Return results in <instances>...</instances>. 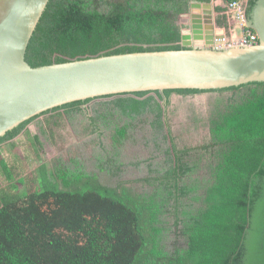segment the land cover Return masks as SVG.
Returning <instances> with one entry per match:
<instances>
[{"label":"trees","instance_id":"16d2710c","mask_svg":"<svg viewBox=\"0 0 264 264\" xmlns=\"http://www.w3.org/2000/svg\"><path fill=\"white\" fill-rule=\"evenodd\" d=\"M192 1L212 0H50L26 59L40 66L180 49L179 19ZM256 1L248 0V17ZM216 9L227 26V8ZM206 91L217 90L75 101L1 137L15 139L41 116L40 148L68 124L90 136L71 160L42 162L31 192L17 191L25 179L0 150L13 184L0 189V264H264V81L219 89L230 92L227 110L194 145L173 130L168 108L173 93Z\"/></svg>","mask_w":264,"mask_h":264},{"label":"water","instance_id":"95a60500","mask_svg":"<svg viewBox=\"0 0 264 264\" xmlns=\"http://www.w3.org/2000/svg\"><path fill=\"white\" fill-rule=\"evenodd\" d=\"M214 1L191 2L180 49L98 54L32 66L27 49L50 0H0V138L75 101L263 82L264 0L256 1L246 23L257 32L258 42L228 47L216 45L226 41L227 32L217 25ZM162 104L167 119L166 100Z\"/></svg>","mask_w":264,"mask_h":264},{"label":"rangeland","instance_id":"374dc122","mask_svg":"<svg viewBox=\"0 0 264 264\" xmlns=\"http://www.w3.org/2000/svg\"><path fill=\"white\" fill-rule=\"evenodd\" d=\"M244 6H248V0H238ZM216 8L220 5L225 6L228 4L226 0H215ZM229 24L227 26L218 24V27H225L227 32V39L225 42L218 43L219 47H228L231 45H239L240 38L235 40L233 33L239 26L242 33L245 22L242 17L238 16L236 10L230 11L227 9ZM222 12H216V19ZM190 12L181 15L179 23L185 22L190 19ZM248 19V18H247ZM217 22V20H216ZM247 23V22H246ZM240 24V25H239ZM248 27V26H247ZM236 28V29H235ZM229 91H206L197 94H178L173 93L172 102L168 108L169 117L173 130L178 135H182L184 139L192 144H203L210 138V130L212 121L219 119L220 116L227 110ZM45 116H41L32 121L21 134L11 141L0 144L2 156L13 166L16 179L24 178L25 182H15L18 185L20 192H31L38 187V181L35 180L37 174V167L42 162L52 163L57 157L63 155L66 160H71V157L76 156L77 151L74 148L76 143H81L90 136L85 133L77 135L72 125L66 126L60 130L61 136L57 137V143H53L51 139H45V145L40 148L36 145L33 136L36 134H43L40 122L44 124ZM83 137V138H82ZM64 146L60 150V146ZM94 145L90 146L93 150ZM71 149L69 151L68 149ZM13 184L9 182L3 171L0 169V189L12 190ZM64 212L67 209L63 210Z\"/></svg>","mask_w":264,"mask_h":264},{"label":"built area","instance_id":"2783aa9c","mask_svg":"<svg viewBox=\"0 0 264 264\" xmlns=\"http://www.w3.org/2000/svg\"><path fill=\"white\" fill-rule=\"evenodd\" d=\"M225 7L230 10L233 11L236 10V13L238 16H241L244 23V25L246 26L244 28L243 31V37L240 39V44L239 45H253L255 43L258 42L259 40V36L257 34L256 31H254L253 29L247 27L246 22H247V10H248V6L246 7L245 5L243 6L240 1L238 0H233L228 2L227 5H225ZM227 10L225 11V13L227 14ZM228 15V14H227ZM229 17V16H228Z\"/></svg>","mask_w":264,"mask_h":264},{"label":"bare ground","instance_id":"6f19581e","mask_svg":"<svg viewBox=\"0 0 264 264\" xmlns=\"http://www.w3.org/2000/svg\"><path fill=\"white\" fill-rule=\"evenodd\" d=\"M240 25V24H239ZM236 29V28H235ZM234 35H233V37H234V39L235 40H237V39H239L240 37L242 38L243 37V33H242V31H241V29H240V27L238 26L237 27V29H236V31L233 33ZM240 38V39H241ZM218 43H216V45H217ZM238 45V44H237ZM218 46V45H217Z\"/></svg>","mask_w":264,"mask_h":264},{"label":"flooded vegetation","instance_id":"af4514ba","mask_svg":"<svg viewBox=\"0 0 264 264\" xmlns=\"http://www.w3.org/2000/svg\"><path fill=\"white\" fill-rule=\"evenodd\" d=\"M224 26H226V25H224ZM195 145V144H194Z\"/></svg>","mask_w":264,"mask_h":264}]
</instances>
